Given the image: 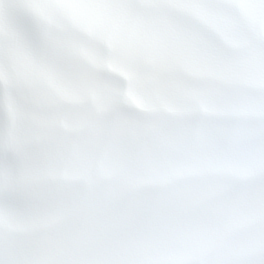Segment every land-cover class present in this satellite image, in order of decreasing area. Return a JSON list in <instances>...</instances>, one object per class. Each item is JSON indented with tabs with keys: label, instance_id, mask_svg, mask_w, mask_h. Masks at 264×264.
<instances>
[{
	"label": "snow or ice",
	"instance_id": "snow-or-ice-1",
	"mask_svg": "<svg viewBox=\"0 0 264 264\" xmlns=\"http://www.w3.org/2000/svg\"><path fill=\"white\" fill-rule=\"evenodd\" d=\"M0 264H264V0H0Z\"/></svg>",
	"mask_w": 264,
	"mask_h": 264
}]
</instances>
